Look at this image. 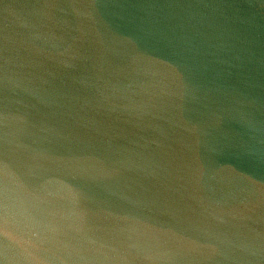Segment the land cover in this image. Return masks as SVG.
<instances>
[{
	"label": "water",
	"instance_id": "95a60500",
	"mask_svg": "<svg viewBox=\"0 0 264 264\" xmlns=\"http://www.w3.org/2000/svg\"><path fill=\"white\" fill-rule=\"evenodd\" d=\"M0 264H264V0H0Z\"/></svg>",
	"mask_w": 264,
	"mask_h": 264
}]
</instances>
